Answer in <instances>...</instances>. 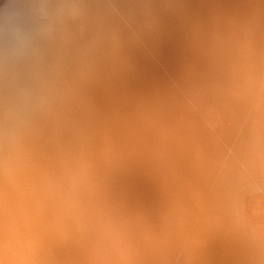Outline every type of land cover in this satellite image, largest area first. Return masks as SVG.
Here are the masks:
<instances>
[{"label": "bare ground", "instance_id": "1", "mask_svg": "<svg viewBox=\"0 0 264 264\" xmlns=\"http://www.w3.org/2000/svg\"><path fill=\"white\" fill-rule=\"evenodd\" d=\"M0 264H264V0H0Z\"/></svg>", "mask_w": 264, "mask_h": 264}]
</instances>
